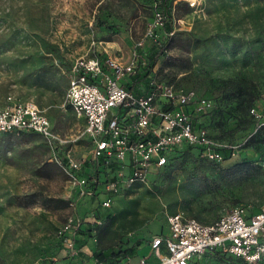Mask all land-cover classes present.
<instances>
[{
	"label": "rangeland",
	"instance_id": "374dc122",
	"mask_svg": "<svg viewBox=\"0 0 264 264\" xmlns=\"http://www.w3.org/2000/svg\"><path fill=\"white\" fill-rule=\"evenodd\" d=\"M194 1L0 0V108L8 96L32 100L53 127L49 140L0 134V264H79L60 252L57 231L71 208L64 174L51 160L66 153L78 158L90 148L66 102L65 73L75 58L96 51L126 60L138 41L148 61L168 40L153 67L156 79L204 99L198 121L233 155L215 162L185 151L142 186L121 189L110 207L95 209L101 222L115 219L107 249L141 247L150 235L166 234L170 213L208 223L238 203L259 208L264 170L242 180L226 170L255 163L264 152V127L251 113L255 108L264 120V0ZM155 11L165 17L163 25L154 24ZM90 209L79 204L81 213ZM87 236L82 246L99 247V233ZM134 256L119 264H133ZM198 264L249 263L211 255Z\"/></svg>",
	"mask_w": 264,
	"mask_h": 264
},
{
	"label": "built area",
	"instance_id": "2783aa9c",
	"mask_svg": "<svg viewBox=\"0 0 264 264\" xmlns=\"http://www.w3.org/2000/svg\"><path fill=\"white\" fill-rule=\"evenodd\" d=\"M188 3L193 6L195 1ZM153 20L155 25L165 23L160 11L153 13ZM144 56L138 41L126 60L102 50L70 64L65 98L81 119L82 136L90 148L78 158L66 153L51 159L64 174L71 208L57 231L64 258L78 254L77 242L84 239L79 230L99 223L94 215L97 207H110L121 189L142 186L185 145L203 159L226 160L222 149L227 146H219L205 127L194 123L206 101L193 90L176 88L153 73L146 90L135 93L125 86L124 79L147 64ZM7 100L0 108V134L35 132L46 140L52 137L51 121L34 101L10 96ZM251 113L264 127L262 113L255 108ZM255 163L264 169V152ZM86 203L91 209L81 213L79 204ZM166 223V234L146 240L149 252L139 257L138 264H192L213 251L248 263L264 261V201L256 211L238 203L208 223L179 212L168 214ZM93 264L102 263L93 259Z\"/></svg>",
	"mask_w": 264,
	"mask_h": 264
},
{
	"label": "trees",
	"instance_id": "16d2710c",
	"mask_svg": "<svg viewBox=\"0 0 264 264\" xmlns=\"http://www.w3.org/2000/svg\"><path fill=\"white\" fill-rule=\"evenodd\" d=\"M166 26H167V28L170 29L169 23ZM167 46H168V40L164 44H162L160 47H158L156 50H153L152 56L147 61V64H145L144 67H142V69L136 75H134L133 77H130V79H128L127 82L124 81L125 86L127 88L131 89L135 93H139V92H141V90H146L148 82H149L148 75L151 73H153V75H155V73L153 72V67L156 64L159 56L164 54V51L166 50ZM145 55H146V50H145ZM69 68H70V65H69V67L65 73L67 82H68L67 72H68ZM141 87H143V88H141ZM201 115L202 114H199L197 116V118H196L197 120L194 119L195 120L194 123L200 124V122L198 121V117H200ZM2 134L17 136V135H13L11 133H2ZM30 134L39 135L35 132H24V133L18 135L17 137L23 136V135H30ZM262 140H264V138H262ZM191 150H194V148H192L191 146L185 145L181 151L170 155L168 162L164 166L169 164L171 161H173L175 158H177L179 155H181L185 151H191ZM222 152H223L224 157L226 159L225 161L230 160L231 154H232V148L230 146H227L226 148L222 149ZM54 165H56V164L54 163ZM260 169H261L260 166L257 165L256 163H250L249 161H241V162H237V163L233 164L232 166L227 168L226 171H227L228 176L230 178H233L235 180H242V179H245L252 171L260 170ZM94 215L99 220V217H98L96 210L94 212ZM114 222H115V219L107 217L104 219L103 222H101L99 220V223L85 225L83 228H81L79 230V233H81L84 236V239L82 240L83 243L85 242V239L88 237L87 235H89V237L96 238V234L99 233V236H98L99 247H97L96 249H94L92 251V256L96 262H100L102 264H119L124 257H132L134 254L136 255V253H137V248L139 247L137 245L138 243H134L133 245H131L129 247H125V248L107 249L108 243L110 242V238L112 235V231H113L112 226H113ZM103 239H106L107 243L105 242V244H104L102 241ZM59 246H60V244H59ZM211 255H216V256H220V257L232 256V257L241 259L242 261L248 263L247 261H245L244 259H242L240 257H236V256H233V255L227 254V253H221L218 251H213V252L205 254V256L202 259L192 262V264H198L206 256H211ZM260 263H264V261L257 262V263H249V264H260ZM74 264H77V263H74Z\"/></svg>",
	"mask_w": 264,
	"mask_h": 264
},
{
	"label": "crops",
	"instance_id": "0c3cea01",
	"mask_svg": "<svg viewBox=\"0 0 264 264\" xmlns=\"http://www.w3.org/2000/svg\"><path fill=\"white\" fill-rule=\"evenodd\" d=\"M84 205L88 206V203H86ZM151 237H152V235H150L148 238L150 239ZM81 243H83L82 240L77 242L79 252L75 257L78 259L79 264H93L94 258L92 256V251L94 250L93 249L94 247L91 248L88 244L84 247L81 245ZM145 243H147V242H144V244L141 247L137 248V254L132 258V259H134V261L136 260L133 264H138L139 257L148 254L149 249ZM85 248L87 249L86 251L84 250ZM63 259H64V257H63ZM70 259L71 258H65L66 261H69Z\"/></svg>",
	"mask_w": 264,
	"mask_h": 264
},
{
	"label": "bare ground",
	"instance_id": "6f19581e",
	"mask_svg": "<svg viewBox=\"0 0 264 264\" xmlns=\"http://www.w3.org/2000/svg\"><path fill=\"white\" fill-rule=\"evenodd\" d=\"M9 12H10V11H9ZM6 14H7V13H6ZM7 15H9V14H7ZM10 15H11V14H10ZM12 16H13V15H12ZM12 16H11V17H12ZM16 16H17V15H16ZM3 17H4V16H3ZM8 17H9V16H8ZM3 25H4V24H3ZM11 25H12V24H11ZM9 26H10V25H9ZM21 26H23V25H21ZM28 26H29V25H28ZM12 27H13V26H12ZM10 28H11V26H10ZM5 29H6V28H5ZM15 29H19L18 26H16ZM24 29H25V28H24ZM12 31H13V30H12ZM12 31H11V32H12ZM17 31H18V30H17ZM28 32H29V31H28ZM2 33H3V32H2ZM9 33H10V32H9ZM29 33H30V32H29ZM29 33H28V34H29ZM4 34H5V33H4ZM4 34H3V35H4ZM21 34H22V33H21ZM6 35H7V34H6ZM8 35H9V34H8ZM8 35H7V36H8ZM12 35H13V34H12ZM25 35H26V33H25ZM4 36H5V35H4ZM13 36H14V35H13ZM1 37H2V36H1ZM24 37H25V36H24ZM4 38H5V37H4ZM16 38H18V37H16ZM10 39H12V38H10ZM1 40H2V38H1ZM8 40H9V39H8ZM2 41H3V40H2ZM5 42H6V41H5ZM5 44H6V43H3V45H5ZM7 44H8V43H7ZM10 44H11V42H10ZM8 45H9V44H8ZM7 47H8V46H7ZM8 48H9V47H8ZM14 51H15V50H14ZM0 52H1V51H0ZM9 52H10V51H9ZM2 54H3V53H2ZM6 55H7V54H6ZM1 57H2V56H1ZM6 58L9 59L10 57L7 56ZM6 58H5V59H6ZM3 60H4V59H3ZM6 60H7V59H6ZM3 62H4V61H3ZM5 62H6V61H5ZM7 62H8V61H7ZM1 63H2V62H1ZM8 64H9V63H8ZM7 66H8V65H7Z\"/></svg>",
	"mask_w": 264,
	"mask_h": 264
}]
</instances>
